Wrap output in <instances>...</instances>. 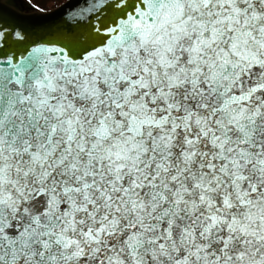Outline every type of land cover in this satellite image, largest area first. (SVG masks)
<instances>
[{
  "label": "snow or ice",
  "instance_id": "6c2138e0",
  "mask_svg": "<svg viewBox=\"0 0 264 264\" xmlns=\"http://www.w3.org/2000/svg\"><path fill=\"white\" fill-rule=\"evenodd\" d=\"M63 8L0 0V264H264V0Z\"/></svg>",
  "mask_w": 264,
  "mask_h": 264
},
{
  "label": "water",
  "instance_id": "95a60500",
  "mask_svg": "<svg viewBox=\"0 0 264 264\" xmlns=\"http://www.w3.org/2000/svg\"><path fill=\"white\" fill-rule=\"evenodd\" d=\"M73 0H66L63 4L57 6L54 9L48 10V11H42V10H38L36 9V14H35V19L37 20H56L58 19L60 16L64 15V8L63 6L69 3H72ZM11 10L14 13L17 14H21V10L15 7H12ZM26 18H31L30 14L28 13H22Z\"/></svg>",
  "mask_w": 264,
  "mask_h": 264
},
{
  "label": "rangeland",
  "instance_id": "374dc122",
  "mask_svg": "<svg viewBox=\"0 0 264 264\" xmlns=\"http://www.w3.org/2000/svg\"><path fill=\"white\" fill-rule=\"evenodd\" d=\"M63 1L64 0H31V4L37 8L50 9Z\"/></svg>",
  "mask_w": 264,
  "mask_h": 264
}]
</instances>
